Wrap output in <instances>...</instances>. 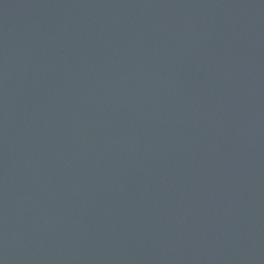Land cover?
Instances as JSON below:
<instances>
[{"label": "water", "instance_id": "1", "mask_svg": "<svg viewBox=\"0 0 264 264\" xmlns=\"http://www.w3.org/2000/svg\"><path fill=\"white\" fill-rule=\"evenodd\" d=\"M0 264H264V0H0Z\"/></svg>", "mask_w": 264, "mask_h": 264}]
</instances>
